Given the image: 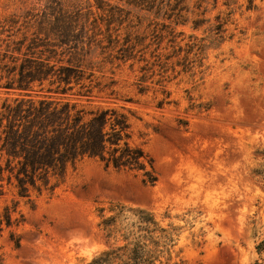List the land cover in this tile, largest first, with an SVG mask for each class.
Returning <instances> with one entry per match:
<instances>
[{
  "label": "rangeland",
  "instance_id": "374dc122",
  "mask_svg": "<svg viewBox=\"0 0 264 264\" xmlns=\"http://www.w3.org/2000/svg\"><path fill=\"white\" fill-rule=\"evenodd\" d=\"M59 1L78 11L101 45L109 24L115 40L103 51L92 44L87 59L102 84L114 83L94 90L93 104L135 112L131 141L153 158L157 181L143 184L141 171L85 158L31 201L3 186L0 212L15 201L23 221L0 233V264H85L106 248L97 209L110 203L148 209L176 228L164 264H264V0L249 8L247 0H184L182 16L170 19L168 0L151 11L113 0L123 10ZM47 6L0 0V25L20 28L15 39L26 26L30 34L31 14L52 12ZM45 87L33 94H46ZM14 96L0 88V105Z\"/></svg>",
  "mask_w": 264,
  "mask_h": 264
},
{
  "label": "trees",
  "instance_id": "16d2710c",
  "mask_svg": "<svg viewBox=\"0 0 264 264\" xmlns=\"http://www.w3.org/2000/svg\"><path fill=\"white\" fill-rule=\"evenodd\" d=\"M96 1L107 10H123L111 4L112 0ZM113 1L151 11L161 10L164 0ZM183 1L166 2L168 19L182 16ZM247 1L249 8L252 0ZM47 3L52 12L31 14L34 26L30 34L32 26H26L15 39L20 28L10 32L11 28L0 25V35L8 32L6 38H0V88L15 94L0 105V194L6 185L18 198L31 201L32 195L51 192L85 158L97 159L105 167L141 171L143 184L153 185L157 181L154 160L131 141L135 112L124 105L93 104L94 90L99 93L114 83L102 84L87 59L92 44L103 51L115 40L109 24L107 45H101L94 38L96 33L88 35L78 11L63 10L59 0ZM199 21L193 20L194 28ZM1 43H5L2 50ZM116 58L124 60L125 56ZM45 83L46 94H33L34 86L40 91ZM113 94L110 90L107 97ZM125 101L132 102L131 98ZM16 204L3 206L0 233L23 221L21 213L15 216ZM97 212L106 248L85 264H164L170 260L174 226L164 227L148 209L123 203L99 206ZM9 238L15 247L20 245L14 233Z\"/></svg>",
  "mask_w": 264,
  "mask_h": 264
}]
</instances>
